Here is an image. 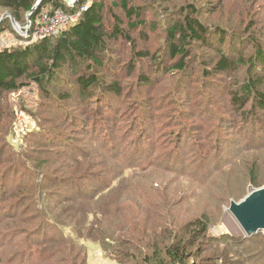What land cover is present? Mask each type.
<instances>
[{"label": "rangeland", "instance_id": "374dc122", "mask_svg": "<svg viewBox=\"0 0 264 264\" xmlns=\"http://www.w3.org/2000/svg\"><path fill=\"white\" fill-rule=\"evenodd\" d=\"M69 1L64 0L65 8L75 9L83 0ZM84 1L104 5V67L72 71L65 65L48 85L47 97L34 83L0 94V217L16 202L8 197L13 193L30 199L20 209L27 216L37 217L47 203L49 210L58 208L66 236L82 245L88 264H118L100 243L79 241L66 219L71 208L97 210L96 201L87 206L80 200L83 191L100 192L102 208L121 197L127 213L139 214L146 223L154 217L169 220L174 231L189 232L192 222L205 221L208 228L198 245L224 254L223 264H264V233L246 241L229 211L232 203L241 204L264 188V113L253 111V96L243 109L233 100L244 97L248 76L264 82V68L212 70L219 48L224 54L235 50L234 59L239 52L255 53L251 40L264 50V0H128L141 13L132 19L118 0ZM6 14L14 18L0 9V19ZM188 16L210 36L207 42L181 44L188 54L182 71L175 66L182 59L168 52L169 33L180 31ZM137 21L143 23L132 28ZM17 23L18 30L10 17L1 24L0 51L39 40L27 32V14ZM116 28L126 36L115 37ZM81 73L96 75L101 84H117L118 95L97 97L106 104L105 116H98L92 104H81L73 82ZM257 88L264 92V83ZM97 178L109 179L98 189L93 187ZM33 198H38L35 209ZM41 222L34 220L33 226ZM4 240L0 246L7 244ZM190 263L212 264L197 257Z\"/></svg>", "mask_w": 264, "mask_h": 264}, {"label": "trees", "instance_id": "16d2710c", "mask_svg": "<svg viewBox=\"0 0 264 264\" xmlns=\"http://www.w3.org/2000/svg\"><path fill=\"white\" fill-rule=\"evenodd\" d=\"M38 1L40 0H0V9L10 11L16 22H19L21 14L28 15ZM118 1L129 19L141 17V13L138 12L140 9L130 6L128 0ZM80 3L72 9L65 8L64 0H46L32 19V27L44 10L77 12L83 7L85 10L81 12L75 24L63 28L55 37H45L23 47L5 48L0 51V94L17 92L34 83L42 88L41 92L47 97L50 96L48 85L54 82L58 72L65 65L72 71L78 70L81 66L89 67V70L90 67L98 69L104 67L101 58L102 53H105L107 41V28L104 27L102 15L104 5L97 2L85 4L84 0ZM188 17L185 23L180 25V31L176 29L172 31L174 30L172 28L169 33L168 52L173 58L182 59V62L175 65L182 71L186 69L187 63L183 61L188 54L181 44L187 45L190 40L207 42L210 36L197 18L190 20ZM142 23L137 21L131 27L135 28ZM217 30L220 34V29ZM124 33L119 28L114 30L115 37ZM177 33L179 38H176ZM221 36L224 40L225 36ZM250 45L256 47L255 53L245 57L243 52H239L236 59L233 58L235 50H231L232 48L229 50L232 55L224 54L222 48H219V58L214 64L213 72L231 73L236 66L264 68V50L253 40ZM87 63H91V66ZM73 82L78 88L81 104L85 106L92 104L101 117L106 115L107 107L97 97L120 92L118 88L115 90L117 84L112 86L101 84L100 78L92 74L76 76ZM243 83L244 97L238 100L233 96V100L243 109L253 96L251 99L254 103L253 111L264 113V92L257 88L264 83L263 77L258 76L251 80L248 76L247 81ZM96 92L99 94L96 95ZM62 97L66 98L69 95L64 94ZM109 117H112V114ZM141 137L142 135L138 136L139 139ZM108 179L97 178L98 182L93 184V187L95 185L99 189ZM9 181L10 178L6 179L3 185H8ZM255 185L261 187L257 183ZM103 190L105 189L101 188V192ZM82 194L85 197L80 202L92 206L96 201L94 206L96 205L97 210L86 208L80 212L76 208H71L66 219L71 222L69 224L72 231L79 236V241L84 239L100 243L104 253L109 254L118 264H192L190 259L194 257L212 264L218 260L220 264L225 262L224 258H221L224 254H218L212 248L202 250L198 245L208 228L203 220L192 222L189 232H183L181 229L174 231V223L169 220L155 221L154 217L152 222H149L151 218L149 220L147 218L146 223L145 220L141 221L139 214L133 216V213H127L123 205L124 199L121 197L115 198L106 208H102L104 202L101 198L102 193L87 194L83 191ZM8 197L15 199L16 202L8 207L3 217H0V226L7 225L0 231V238L5 239L2 243L7 242L0 246V264H88L87 254L82 245L69 240L66 236L64 229L67 226L61 224L58 208L49 210L47 203L42 204V211L37 217L27 216L26 210L20 213V209L30 199L22 200L14 193ZM37 199L33 198L30 203L34 209L39 206ZM44 207L48 212L44 211ZM39 218L43 219V222L39 223L41 226L39 224L33 226L34 220ZM47 229H51L52 233L49 234ZM257 236L259 235L247 238L246 241H251ZM205 251H208L209 256L202 259Z\"/></svg>", "mask_w": 264, "mask_h": 264}, {"label": "water", "instance_id": "95a60500", "mask_svg": "<svg viewBox=\"0 0 264 264\" xmlns=\"http://www.w3.org/2000/svg\"><path fill=\"white\" fill-rule=\"evenodd\" d=\"M45 1L46 0L38 1L32 11L28 13V24L31 23L36 12L42 7V4ZM67 1L70 3L69 0ZM9 17L12 19L13 25L18 30L19 25L10 14H6L0 19V26ZM229 211L245 231L246 237L251 238L260 233H264V188L251 193V195L241 204L232 203Z\"/></svg>", "mask_w": 264, "mask_h": 264}, {"label": "built area", "instance_id": "2783aa9c", "mask_svg": "<svg viewBox=\"0 0 264 264\" xmlns=\"http://www.w3.org/2000/svg\"><path fill=\"white\" fill-rule=\"evenodd\" d=\"M84 10V7L81 8L78 14H76V12H64L61 10L55 12L44 10L33 27L31 23L27 24V32L31 33L34 39H36V37H38V39L55 37L61 32L64 25L69 26L70 24L76 23L81 12Z\"/></svg>", "mask_w": 264, "mask_h": 264}]
</instances>
